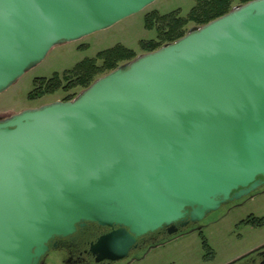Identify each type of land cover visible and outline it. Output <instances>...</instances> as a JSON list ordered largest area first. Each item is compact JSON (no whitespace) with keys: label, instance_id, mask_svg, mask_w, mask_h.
<instances>
[{"label":"water","instance_id":"water-1","mask_svg":"<svg viewBox=\"0 0 264 264\" xmlns=\"http://www.w3.org/2000/svg\"><path fill=\"white\" fill-rule=\"evenodd\" d=\"M154 1L0 0V93ZM263 185L264 0H250L70 100L0 118V264H41L87 222L109 229L89 251L117 261Z\"/></svg>","mask_w":264,"mask_h":264},{"label":"rangeland","instance_id":"rangeland-1","mask_svg":"<svg viewBox=\"0 0 264 264\" xmlns=\"http://www.w3.org/2000/svg\"><path fill=\"white\" fill-rule=\"evenodd\" d=\"M195 4L196 0H155L144 10L130 15L106 29L91 33L78 41L54 46L40 63L26 71L0 93V118L18 113L26 108L62 101L66 96V93L59 89L53 94L38 99H29L28 94L33 90V81L36 78L48 79L54 73L61 74L84 58L95 57L98 52L117 44L134 50L137 55L145 53L139 43L155 39L157 35L155 29L145 28L144 18L147 14L154 11L166 14L179 10L181 16H187ZM239 4H241L240 0H232V7ZM194 26L198 25L190 22L187 29ZM81 90L82 88L77 87L71 92L79 93ZM236 203L238 204L231 209H227L225 206L220 211L213 213L214 216H223L218 223L205 231L214 250V254L208 257L209 262L205 263L202 260L201 242L197 234L193 233L160 245L149 251L142 259L133 261L131 264H226L263 244L264 224L259 229H243L241 231H237L235 226L249 216L264 218V191L250 198L243 197ZM55 258L54 255L50 256L51 262Z\"/></svg>","mask_w":264,"mask_h":264},{"label":"trees","instance_id":"trees-1","mask_svg":"<svg viewBox=\"0 0 264 264\" xmlns=\"http://www.w3.org/2000/svg\"><path fill=\"white\" fill-rule=\"evenodd\" d=\"M248 1L250 0H240V3ZM231 8L232 0H196L195 6L187 16H181L179 10L166 14H160L157 11L151 12L145 16L144 24L146 29H155L157 32L156 38L147 42L141 41L139 46L143 52L154 51L165 43L173 42L184 36L189 30L187 27L190 22L198 26L203 25L227 13ZM136 56L134 50L122 44H117L98 52L95 57L84 58L61 74L54 73L48 79H34V88L28 94V97L32 100L38 99L61 89L66 93L62 100H70L77 94L71 92L75 88L84 89L88 87L98 77L116 69L121 63L130 61ZM245 221L257 226L264 224L263 217L249 216ZM203 247L209 252V246L206 243L203 244ZM208 254H211V252Z\"/></svg>","mask_w":264,"mask_h":264},{"label":"flooded vegetation","instance_id":"flooded-vegetation-1","mask_svg":"<svg viewBox=\"0 0 264 264\" xmlns=\"http://www.w3.org/2000/svg\"><path fill=\"white\" fill-rule=\"evenodd\" d=\"M262 191H264V185L246 196V198H250ZM237 201L238 200L228 202L222 205L217 211H220L225 206H227V209H231L238 204L236 203ZM213 213L214 212H211L206 215L203 220L197 223H193L188 219L175 222L174 230L171 233L164 229H160L156 232L146 234L145 236L137 239L127 257L117 261H97L96 256L89 251L90 244L95 242L102 234L107 233L109 229L87 222L82 226L78 225L76 231L72 235L53 238L49 243V251L42 259L41 264H131L133 261L142 259L152 249L193 233H196L200 239L203 250L202 260L207 263L209 262L208 257L214 254V250L206 237L205 231L209 230L214 224L218 223L220 218L223 216H214ZM262 226L263 225L257 226L251 222L248 223L245 220H242L236 224L235 229L237 231H241L243 229H259L262 228ZM204 243L209 246V252H207V249L203 247ZM210 252L211 254H208ZM52 255L56 256V258L51 262L50 256ZM226 264H264V243Z\"/></svg>","mask_w":264,"mask_h":264}]
</instances>
